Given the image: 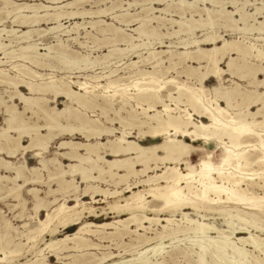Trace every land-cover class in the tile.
Masks as SVG:
<instances>
[{
    "label": "bare ground",
    "instance_id": "bare-ground-1",
    "mask_svg": "<svg viewBox=\"0 0 264 264\" xmlns=\"http://www.w3.org/2000/svg\"><path fill=\"white\" fill-rule=\"evenodd\" d=\"M47 1L53 5L0 0V87L3 91H0V114H3L0 154L14 158L20 152L34 151L39 156L34 166H27L23 161L15 164L0 156V170L10 172V175L0 174V191L4 189L16 201L13 207H21L17 215L26 206L21 194L23 186L47 183L45 195L49 197H41L36 187L26 190L33 205L30 221L21 224L22 231L0 216V264H10L23 255L21 250L25 244H31L29 250H33L34 259L20 264H52L45 250L57 260L70 258L67 264H177L173 258L177 255L186 264H251L250 258L255 264H264V113L261 112L264 103L258 83L261 62L252 51L256 49L258 53L264 44L261 39L264 17L260 15L264 3L240 2L243 22L233 27L241 16L237 14L231 22L226 16L236 10L213 6L231 4L233 0H131L126 7L122 0H113L104 8L99 3L105 0H96L93 1L95 9L84 8L83 4L89 0ZM162 2L166 4L156 11L154 5ZM198 2L203 6L198 7ZM137 5L141 6L140 11L130 17L122 12ZM245 5H254V8L248 12ZM172 8L177 9L178 19L161 16ZM116 10L121 13L117 14ZM186 12H190L189 16ZM192 12L199 18L195 19ZM108 13L125 26L138 24L129 29L134 34L103 19L87 21V25L75 21L70 27L61 23L62 19L93 18ZM7 17L16 28L2 26ZM164 21L173 28L168 35L176 41L164 44L158 38L161 47L166 48L156 49L152 40L160 35L157 29L165 26ZM210 21L218 28L238 32L235 41L228 39L229 51L235 47L238 52L233 65L237 79L241 74L254 77L251 81L254 87L250 90L236 92L225 86L222 93H217L213 90L215 84L206 86L208 78L217 83L220 80L209 65L204 49L210 35ZM97 22L104 23L105 27L97 29ZM153 22L157 25H151ZM39 23L50 26L40 28ZM88 27L104 36L100 40L106 45V52L90 55L99 50L101 43L85 29ZM79 29H84V37H92L95 44L81 41ZM199 30L204 32L197 35ZM248 34L257 35L248 38L245 36ZM48 35L54 42L43 43L42 39ZM68 40L86 48V52L74 50L71 54ZM141 49H145L146 56L138 52ZM207 52L213 55L219 52L227 70L222 46L214 43ZM162 54L168 56L164 59ZM130 55L138 59L123 61ZM143 65L149 67L143 68ZM96 69L99 71L94 75L82 74ZM171 70L175 75H167ZM218 95L223 98L217 99ZM58 98L64 100L62 108L56 105ZM17 100L22 109L18 108ZM253 107L257 108L252 110ZM220 108L226 111L231 108L229 119L238 122L233 127L245 126V130L234 131L233 127L216 124ZM34 117L41 122H33ZM132 130L137 132L139 140L148 137L154 142L142 144L131 137ZM76 135L83 140L73 139ZM24 137L26 144L22 142ZM52 143H56L54 150L47 156ZM193 155L198 156L196 162L192 161ZM225 158H229L230 167L225 165L221 175L220 165ZM201 162L211 165V170L202 169ZM151 170L154 173L149 174ZM130 178L137 181L130 184ZM101 181L115 187L124 185L122 189L130 192L121 198L124 203L119 200L122 189L101 187L98 184ZM51 182L54 187L50 186ZM80 183H84L83 188ZM134 185L142 188L133 190ZM173 192L180 193L179 198ZM85 196L93 203L103 200L113 213L126 216L100 223L82 222L84 213L95 210L82 200ZM108 198L112 201L107 202ZM71 200L74 203L69 204ZM156 201L160 204H155ZM187 207L197 218L184 211ZM40 211L45 212L44 217L39 216ZM209 213L222 219L220 225L214 220L208 221ZM73 225L76 228L72 233L52 237L59 226ZM148 231H153L152 237L147 235ZM12 233L18 236L17 240ZM125 233L137 239L127 250L135 252L136 258L108 263L117 254L101 252L98 256L91 252L100 244L90 241L88 236L103 240ZM46 234L50 239L45 240ZM189 234L199 240L175 252L178 245H173V240L188 238ZM165 240L170 241V250H164ZM164 254H169L166 255L169 259Z\"/></svg>",
    "mask_w": 264,
    "mask_h": 264
},
{
    "label": "rangeland",
    "instance_id": "rangeland-1",
    "mask_svg": "<svg viewBox=\"0 0 264 264\" xmlns=\"http://www.w3.org/2000/svg\"><path fill=\"white\" fill-rule=\"evenodd\" d=\"M14 1H16L17 3H23V2H28V3H30V4H39L40 2L41 3H43L44 4V2H45V4L46 5H53V4H51L49 1H47V0H14ZM93 1H96V0H89V2H86V3H84L83 5H84V8H92V9H95L96 8V4L93 2ZM113 0H105V1H103V2H101V3H99L100 5L99 6H101L102 8H104V7H108V6H110V4H111V2H112ZM128 1H131V0H122V5H123V7H126L127 5H126V3L128 2ZM222 1H226V2H228L229 0H222ZM235 1H237V3H240V2H243L244 0H235ZM249 2L251 1V2H253V0H248ZM37 2V3H36ZM62 3L63 2H65V1H61ZM257 2V3H256ZM260 2H263L264 3V0H256L255 2H253V4H255V5H259L260 4ZM166 3H171L172 5L174 4V3H176L175 1H167ZM165 2H162V3H160V4H155L154 5V9L157 11V9H159V8H161V7H163L165 4H166ZM1 4V3H0ZM230 5V4H229ZM249 5H250V3H249ZM248 5V6H249ZM197 6L198 7H202L203 6V4H201V2H198V4H197ZM206 6H208L209 7V5L208 4H206ZM197 8V7H196ZM253 8H254V5H251V6H249L248 8H246L247 9V11L249 12V11H252L253 10ZM140 9H141V6H130L129 8H128V10H126V11H122L123 13L125 12V13H128V17H130L129 15H132V14H135V13H138L139 11H140ZM198 9V8H197ZM228 10H232V8L229 6L228 7ZM116 13L118 14V13H121V11H119V10H116ZM175 13H178L177 12V9L175 8H172V9H170V12L168 13V14H161V16H165L164 18L166 19V18H170V17H172V18H175V19H178V14H175ZM190 12H186V15L187 16H189L188 14H189ZM153 14H155V15H158V14H160L159 12H154ZM192 14H193V16H194V18L195 19H198L199 18V16L197 15V13H194V12H192ZM112 15H114V14H112ZM2 17L4 16V14H2L1 15ZM203 18H204V16H202ZM99 19H103L105 22H108V23H112V24H114V25H116V26H119V27H121L122 29H124L126 32H128V33H132V34H134V32H132V31H129V29H131L132 27H135L136 25H138V24H134V25H132V26H125L124 24H120L116 19H114V18H111V14H104V15H101V16H99V17H93V18H91V17H85V18H77V19H74V20H68V19H62L61 20V23L63 24V25H65V26H72L73 25V22H75V21H77V22H85V25H87L86 24V22L87 21H97V20H99ZM164 19V20H165ZM166 21V20H165ZM164 21V22H165ZM98 23V24H97ZM95 25H96V28L97 29H99V28H101V27H105V25H104V23H102V22H97ZM102 23V24H101ZM2 26H4V27H6V28H12V27H17V26H15L13 23H11V18H9V17H7V18H4L3 19V21H2ZM14 25V26H13ZM151 25H154V26H156L157 24L155 23V22H153V23H151ZM48 26H50V24H47V23H39V27L40 28H47ZM89 26V25H88ZM166 27V28H165ZM91 27H88V28H85L86 30H90L93 34H94V36H96V37H98L99 38V40L98 41H100L99 43H101V40L100 39H102L104 36H102L101 35V33L99 32V33H97L98 31L97 30H95V29H90ZM168 28V29H167ZM176 28V27H175ZM203 28H206L207 29V26H205V27H203ZM19 29H25V28H21V27H19ZM172 29L173 28H169V24H167V22H165V26L163 27H160V29L158 28L157 30L159 31V32H161V33H159L160 35L158 36V37H155V38H153V45H154V48H156V49H161V48H166V47H161V45L158 43V38H160L162 41H164L165 43L164 44H168L170 41H176V39L175 38H172V37H170V35H168V34H170V32H172ZM224 29V31L225 32H227L228 33V39H230L231 38V34L233 33V32H236L235 30H231V29H225V28H223ZM209 30V29H208ZM207 30V31H208ZM217 30H218V33L219 34H223V33H221V28L219 27H217ZM78 32L80 33V40L82 41V40H85V41H87V43L89 44V45H92V43L94 42V40H93V38L92 37H89V36H87V37H84V29H79L78 30ZM168 32V33H167ZM204 31H196V34L197 35H200L201 33H203ZM73 35H75V34H73ZM241 35V34H240ZM253 35H257V34H253ZM252 34H248V35H245L246 37H248V38H250V37H252L253 36ZM239 36V34L237 35V37ZM61 37L64 39L65 38V36H62L61 35ZM96 37H95V39H96ZM43 43H48V42H50V43H52V42H54V40L55 39H53L52 37H51V35H48V36H46V37H44L43 39ZM103 40V39H102ZM249 40V39H248ZM251 41H252V39H250ZM98 43V44H99ZM93 44H95V43H93ZM68 45H69V47L71 48V54L72 53H74L73 51L75 50V51H77V52H81V53H85L86 52V48L84 49V48H82V47H79L76 43H74L72 40H68ZM99 50L98 51H94L93 53H91L90 55L91 56H95V55H97V54H101L102 52H106L107 51V48H106V45H104L103 43H101V44H99ZM172 49H176V48H172ZM85 50V51H84ZM42 52H43V50H41ZM139 53H141V55L142 56H146V54H145V49H141V50H139L138 51ZM168 56V54H162L161 55V57L162 58H166ZM129 58H133V59H138V57H133V55H130V56H128V57H126L125 59H123V61H126V60H128ZM3 60H5V59H3ZM112 61H114V60H112ZM10 62H8L7 64H9ZM223 63V62H222ZM166 65H167V62L165 63ZM224 64V63H223ZM57 65V64H56ZM225 65V64H224ZM143 68H148L149 67V65H143L142 66ZM6 68H8V67H6ZM33 69H35V70H37V71H39V72H42V70L41 69H37V68H34V67H32ZM73 71H75V74H78L76 71L77 70H73ZM99 71V69H96V71H87V72H83L82 74H83V76H85V75H94L96 72H98ZM46 72H48V71H46ZM54 72H56V71H54ZM56 73H58V74H61V71H57ZM120 74H122V73H120ZM167 75H175V73H174V71L173 70H171L170 72H168V74ZM178 78L181 80V79H184V78H182L181 76H178ZM226 78H228L227 76H226ZM259 78H261V76H259ZM209 80H211V81H214L215 82V80L211 77V78H208L206 81H205V84H206V86H211V85H209L208 84V81ZM238 80L239 79H237V82H238ZM193 83L192 84H195V82H194V80L192 81ZM230 82V81H229ZM214 85V84H213ZM251 89V88H250ZM249 89V90H250ZM20 90L23 92V93H27V90L26 89H24V88H20ZM0 91L1 92H3L2 91V87H0ZM3 96H5V94L3 93ZM17 102V105H18V108H20V109H22V104H20L19 102H18V100L16 101ZM56 105L58 106V107H60V108H62L63 106H64V100L62 99V98H58L57 99V101H56ZM116 106H117V104H116ZM257 107H253L252 108V110H255ZM111 115V114H110ZM33 122H38V123H40L41 121L40 120H36V118L34 117V118H32L31 119ZM35 120V121H34ZM203 120H205V119H203ZM3 122V114H0V123H2ZM114 125L117 127V128H119V124L118 123H114ZM137 132L135 131V130H132V134H131V137L133 138V139H136V140H139L140 138L139 137H137V134H136ZM115 135H118V134H115ZM69 138V137H67V136H64V138ZM27 138H22V142L24 143V144H26L27 143V140H26ZM73 139H76V140H83L79 135H76ZM157 140H159V139H157ZM156 140V141H157ZM142 144H149V143H152V142H154L153 141V139L151 140L150 138H148V137H146L145 138V140L143 139V140H139ZM56 142V141H55ZM200 143V142H199ZM55 144L56 143H52V145L50 146V149H49V152L48 153H46L45 155H50L51 154V152L54 150V147H55ZM216 153H217V151H216ZM22 158H25V160H26V164L28 165V166H34V165H36L37 164V158L36 157H34V156H32V154L30 153V152H27L26 153V155H18L16 158H14V159H11V160H13L14 162H20L21 160H22ZM197 159H198V156L197 155H193L192 156V161L193 162H196L197 161ZM63 162L64 163H67V161H65V160H63ZM181 167H183V165H181ZM4 173V171H2V174ZM152 173H154V171H150L149 172V174H152ZM130 184H132V183H134L135 181H137V179L136 178H130ZM98 184L101 186V187H104V188H108V189H111V190H113V189H118V190H121L122 188H124V185H118L117 187H115L113 184H111L110 182H105V181H101V182H98ZM50 185L51 186H55V184H54V182H51L50 183ZM32 186H34V187H37L38 189H39V194L41 195V196H44L45 195V191L47 190V183L45 184V183H38V184H35V185H26L24 188H23V190H22V193H23V196L27 199V201H26V206H24L25 208L23 209V211H22V213L21 214H19V215H17L18 213H20V210H21V207L20 206H18V207H13V205L12 204H14L16 201H14L12 198H11V196H9V195H7L6 196V194H5V191H4V189L3 190H1L0 191V210H1V213H0V216H1V219L4 217V219H7V220H9L10 222H11V224H13L14 226H16V227H18V230L19 231H22V230H24V228H22L21 227V224L23 223V222H25V221H30V220H28V216H29V214H31L32 213V209H31V207H32V202H31V199H30V197L25 193V189H27L28 187H32ZM83 187H84V185H83ZM137 187V188H136ZM142 188V186H138V185H134V187H132V189L133 190H137V189H141ZM122 196L119 198V200H120V202L121 203H124L123 201H121L122 199V197H127L129 194H130V192L126 189V190H124V189H122ZM57 197L60 199V200H62L63 199V196L62 195H57ZM73 197H69L68 199H72ZM97 198H101V196H97ZM150 199V198H149ZM82 200H85L87 203H90L92 206H93V208L95 209L94 210V213H91V214H88V213H84V215H83V217H82V222H93V223H100V222H104V221H111V220H113L114 218H117V217H125L126 216V214H124V213H122V214H116V213H113L109 208H108V205H107V203L105 202V201H103V200H100V201H98L97 203H93V201H91L90 199H89V197L88 196H85V197H83V199ZM112 201V199H110V198H108L107 199V202H111ZM68 203L69 204H72V203H74V201H68ZM155 204L156 203H159L160 204V202L159 201H156V202H154ZM158 205V204H157ZM20 207V208H19ZM184 211H186L189 215H190V217H193V218H197V215L194 213V211L190 208V207H187V208H185L184 209ZM44 214H45V212H40V216L41 217H44ZM14 215H15V217H14ZM17 215V216H16ZM21 215V216H20ZM19 216H20V218H19ZM160 216H167V214H160ZM209 219H208V221H215L216 222V224L217 225H220V222L222 221V219L218 216V215H212L211 213H209L208 214V216H207ZM75 228H76V226L75 225H73V226H69V227H66V228H63L62 226H59V228H58V231H57V233H55L54 235H52V237H60V236H63L64 234H69V233H72L74 230H75ZM153 228H159V227H157V226H154ZM13 235H14V240H17V238H18V236L17 235H15V233H12ZM147 235L148 236H153V231H148L147 232ZM213 235V234H212ZM44 238H45V240H48V239H50V235H45L44 236ZM88 238L90 239V241H92V242H96V243H99L100 245L99 246H97L98 248H95V249H92L91 250V252L92 253H95L96 255H98V256H100L101 255V252L102 253H107V252H112L113 254H117V256L115 257V258H113L112 260H110V261H108V263H111V261H117V260H129V259H134V258H136V254H135V252H130V251H127L128 249H129V246L130 245H133V244H136V241H135V239H136V237H135V235H133V234H123L122 236H118V238H116V237H112V238H110V239H103V240H98V239H96L95 237H93V236H88ZM193 238H195V237H192V234H189V236H188V238H187V236L186 237H180L179 239H177L176 241L175 240H173V242H172V244L173 245H178V247L176 248V250H174L175 252H178V250L179 251H181V250H183V249H186L187 247H190V244H192L193 242L192 241H194V240H199V239H197V238H195V239H192ZM21 239H24V238H21ZM114 239V240H113ZM137 240V239H136ZM180 240V241H179ZM110 241V242H109ZM151 243H153V242H151ZM42 243H39V245H41ZM30 245L31 244H25L24 246H22V250H21V252H23L22 254L23 255H21V256H19L18 258H14L11 262H10V264H20V263H24V262H26L27 260H29V259H32L33 257V255H34V252H32L33 250H29L30 249ZM101 245H106V247H104V246H101ZM118 245V246H117ZM125 245H127V246H125ZM171 244H170V241L169 240H165L164 241V250L166 251V250H170L171 249ZM187 246V247H186ZM179 248V249H178ZM247 249H251V248H249V247H247ZM173 251H170V253H172ZM44 253H45V256L47 257V260L50 262V263H52V264H67L66 262H68V261H70V258H62V259H60V260H57L56 259V257L54 256V255H50V253L51 252H48L47 250H45L44 251ZM169 253V254H170ZM174 253V252H173ZM169 254H164V256H166V255H169ZM171 255V254H170ZM0 256H2V255H0ZM254 256H256V253H255V255ZM157 258H159V260H161V257L160 256H157ZM174 258V261H175V259H176V261H177V264H186L183 260H182V257L180 256V255H177V256H175V257H173ZM195 258V257H194ZM34 259V258H33ZM165 259H169L167 256L165 257ZM249 261H250V263L251 264H255V261L253 260V258H250L249 259ZM134 263L136 262V261H133ZM129 264H130V262H129ZM162 264H172V263H170V262H163ZM174 264H176V263H174Z\"/></svg>",
    "mask_w": 264,
    "mask_h": 264
},
{
    "label": "snow or ice",
    "instance_id": "snow-or-ice-1",
    "mask_svg": "<svg viewBox=\"0 0 264 264\" xmlns=\"http://www.w3.org/2000/svg\"><path fill=\"white\" fill-rule=\"evenodd\" d=\"M213 6L221 10L225 7L230 6L231 8L236 10V11H233L230 15L226 16V19L229 22H231L233 18L237 16V14L241 16V20L235 21V23L233 24V27L243 22V9H241L240 4L235 2V0H233V2L230 5L228 3H222V4L217 3V4H214ZM248 7H249L248 5H245V8H248ZM260 15L264 17V8L261 9ZM261 25H262V29H264V20L261 21ZM208 27H209L210 35L207 36V43L204 45V49L207 54L209 65L215 70L214 74L220 77V80L218 83L209 80L208 84L209 85L215 84V88L213 90H215L217 93H222L224 91L225 86H227L229 90L236 91V92H245L249 90L250 88L254 87V84L251 83V81L254 80V77H246L241 74L237 82V72H236V69L233 67V65L236 63V59L238 58V52L235 47H232L231 50L229 51L228 33L224 31L223 27H221V33L223 34H218L217 25L215 22H212V21H210ZM238 31H242V30H238ZM237 35H238V32H233L231 34V39L235 41L237 38ZM261 39H264V36H262ZM214 43L222 46L223 49L225 50L224 54L228 61L227 70H225V65L220 61L219 52H216L215 55H213L210 52H207L208 49L212 48V45ZM252 51L259 58L261 62V72L259 73V75L261 76V79L258 83H259V88L261 92V102L264 103V44L261 45L258 53L256 52V49H253ZM225 76L228 77L227 80L224 79ZM222 98L223 97L221 95L217 96V99H222ZM213 103H215V101H213ZM261 112L264 113V109H261ZM230 116H231V108H228L227 111L224 108H220L219 109V119H216L215 123L222 124L224 128H230V127L237 125L238 122L234 119H229ZM233 130L234 131H237V130L244 131L245 126H239V128L233 127ZM209 159L211 158L209 157ZM225 165H228L230 167L229 158H225L223 160V163L220 165L221 175H223V170L225 168ZM200 167L202 169L207 168L211 170V165L204 163V162H201ZM172 195L179 198L180 193L173 192Z\"/></svg>",
    "mask_w": 264,
    "mask_h": 264
},
{
    "label": "crops",
    "instance_id": "crops-1",
    "mask_svg": "<svg viewBox=\"0 0 264 264\" xmlns=\"http://www.w3.org/2000/svg\"><path fill=\"white\" fill-rule=\"evenodd\" d=\"M145 140V139H144ZM52 145V144H51ZM49 149H50V147H49ZM26 153L27 152H25V153H23V152H20V153H18V155L20 154V155H26ZM31 154H32V156H34V157H36L37 158V161H38V158H39V156L38 155H36V153L34 152V151H31L30 152ZM17 155V156H18ZM0 156L1 157H4V158H7V159H9V160H11V159H14V158H16V157H14V158H8V157H6L5 155H3V154H0ZM11 161H13V160H11ZM25 162V164H26V160H25V158H22V160L20 161V162ZM66 161V160H65ZM20 162H14L13 161V163H15V164H18V163H20ZM27 165V164H26ZM28 166V165H27ZM2 171H4V173L2 174ZM0 174L1 175H4V174H8V175H10V172H8V171H5V170H0ZM77 181H79L80 182V179L79 178H77ZM27 185H32V184H27ZM80 185H81V188H83V185H84V183H80ZM26 186V185H25ZM25 186H23V188L25 187ZM51 186V185H50ZM34 186H32V187H28L27 189H25V193L30 197V199H31V202H32V205H33V199H32V197H31V195L29 194V193H27V191L30 189V188H33ZM51 187H54V186H51ZM23 188H22V190H23ZM37 188V187H36ZM48 189V188H47ZM27 190V191H26ZM47 191V190H46ZM46 191H45V193H46ZM5 194H6V192H5ZM21 194H22V196H23V193L21 192ZM40 195V194H39ZM6 196H7V194H6ZM41 196V195H40ZM41 197H45L46 199H49V197H46V195H44V196H41ZM23 198L25 199V201H27V199L23 196ZM12 205H14V204H12ZM31 209H32V207H31ZM40 212H42V211H40ZM40 212H39V216H40ZM44 212V211H43ZM32 214V213H31ZM31 214H29V215H31ZM15 216V215H14ZM17 216V215H16ZM41 217V216H40ZM28 218H29V216H28Z\"/></svg>",
    "mask_w": 264,
    "mask_h": 264
}]
</instances>
